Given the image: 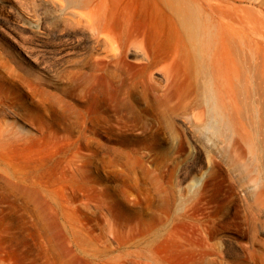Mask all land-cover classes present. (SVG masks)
Listing matches in <instances>:
<instances>
[{
	"label": "rangeland",
	"instance_id": "obj_1",
	"mask_svg": "<svg viewBox=\"0 0 264 264\" xmlns=\"http://www.w3.org/2000/svg\"><path fill=\"white\" fill-rule=\"evenodd\" d=\"M226 2L239 7L243 55L264 71V0ZM4 3L0 264H264V146L255 151L248 122L237 118L225 138H204L198 158L190 133L201 118L179 115L168 127L153 106L128 97L121 113L111 108V126L92 121V39L64 35L60 17L48 25L61 29L56 35L36 26L32 12L43 0ZM219 22L210 16L213 43ZM125 107L145 132L121 133ZM255 117L264 140V99ZM45 201L57 217L45 215Z\"/></svg>",
	"mask_w": 264,
	"mask_h": 264
},
{
	"label": "bare ground",
	"instance_id": "obj_2",
	"mask_svg": "<svg viewBox=\"0 0 264 264\" xmlns=\"http://www.w3.org/2000/svg\"><path fill=\"white\" fill-rule=\"evenodd\" d=\"M9 1L0 0V7ZM43 1L45 4L32 12L36 26L56 35L61 29H52L49 23L56 27L60 17L68 25L65 31L62 29L64 35L81 34L92 39L96 57L88 76L98 80L88 90L91 109L87 115L92 121L111 126L116 106L120 107L129 97L153 106L156 115L168 127L170 119L179 115L201 118L199 124L195 120L198 125L195 123L190 133L192 149L198 158L201 150L197 144H202L204 138L211 139L210 136L225 138L237 118L248 122L253 129L255 151L264 146V140L258 138L263 133L262 126L258 117L254 118L264 99V71L253 70V57L243 55V39L237 23L241 18L238 5L226 0ZM46 2L57 14H52L53 9ZM210 16L220 18L219 42H212ZM230 19L236 25L232 26ZM138 20L146 21L143 29L137 28ZM127 54L135 61L133 71L127 70ZM101 65L111 68H101ZM112 107L117 108L114 114L110 112ZM122 110L127 120L117 124L121 133L144 131L143 125L135 120L141 117L139 113L130 112L128 108ZM208 141L205 143L209 144ZM204 149L209 150L207 146ZM21 189L30 201L32 188ZM37 202L32 197L35 206ZM44 208L47 216L59 215L50 201L44 202ZM70 240L71 244L76 243L72 237L66 242Z\"/></svg>",
	"mask_w": 264,
	"mask_h": 264
}]
</instances>
